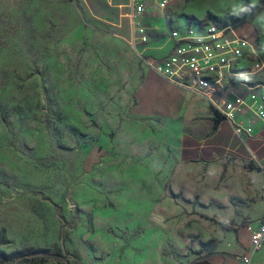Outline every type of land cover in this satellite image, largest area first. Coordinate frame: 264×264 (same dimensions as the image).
<instances>
[{
	"label": "rangeland",
	"instance_id": "374dc122",
	"mask_svg": "<svg viewBox=\"0 0 264 264\" xmlns=\"http://www.w3.org/2000/svg\"><path fill=\"white\" fill-rule=\"evenodd\" d=\"M244 3L257 5L175 0L164 15L250 28L264 61V4ZM143 74L78 0H0V264L234 256L237 231L256 221L259 177L233 159H172L151 173Z\"/></svg>",
	"mask_w": 264,
	"mask_h": 264
},
{
	"label": "crops",
	"instance_id": "0c3cea01",
	"mask_svg": "<svg viewBox=\"0 0 264 264\" xmlns=\"http://www.w3.org/2000/svg\"><path fill=\"white\" fill-rule=\"evenodd\" d=\"M258 1L255 0L256 3ZM78 3L89 23L108 27L129 43V0H78ZM168 8L164 12L150 8L146 14L147 26L157 24L159 29L149 31V44L146 47L139 46V50L156 59H162L170 52L173 45L170 32L181 31L188 26L184 20L188 19L186 15L183 19L165 17L164 13ZM197 21L202 20H196L194 23ZM236 31L239 36L250 42L249 39L252 38L250 28H238ZM143 67L141 95L146 103L143 114L152 119L145 124V127L150 128V133L144 134V148L150 147L152 156L156 158L151 160V173L155 172V168L161 167L163 162L172 159L182 163H208L223 159L247 163L259 177L261 195L256 206V223L264 214V192L260 188V167L264 166V123L255 120L251 134L242 132L237 136L232 124L223 120L206 100L170 84L144 64ZM263 78L262 75L239 78L232 82L231 89L222 92L218 97L231 99L234 94L246 95L248 91L244 84H252V80L261 81ZM247 117L248 113L243 117L238 116L237 121L240 122L242 118ZM141 140L139 135L135 141L141 142ZM157 158L160 160L158 161ZM152 189L151 186L150 190ZM235 237L237 243L234 256H215L214 264H242L238 257L246 252L250 243V234L247 228L242 226ZM252 260L256 264H264V247L253 256Z\"/></svg>",
	"mask_w": 264,
	"mask_h": 264
},
{
	"label": "built area",
	"instance_id": "2783aa9c",
	"mask_svg": "<svg viewBox=\"0 0 264 264\" xmlns=\"http://www.w3.org/2000/svg\"><path fill=\"white\" fill-rule=\"evenodd\" d=\"M175 0H129V46L139 60L170 84L196 94L206 100L215 112L233 126L238 136L252 133L253 121L264 123V78L244 84L246 95L234 94L231 99L218 96L232 88L239 78L263 74L264 61L252 44L239 36L235 28L210 21H198L183 30L169 34L172 48L167 56L156 59L140 52L139 46L149 44V31H157V24L147 26L150 8L164 12ZM246 62V66L242 64ZM244 81V80H243ZM247 118L237 121L238 116ZM260 188L264 192V166L260 167ZM250 243L238 259L242 264H256L253 256L264 247V214L247 227Z\"/></svg>",
	"mask_w": 264,
	"mask_h": 264
},
{
	"label": "trees",
	"instance_id": "16d2710c",
	"mask_svg": "<svg viewBox=\"0 0 264 264\" xmlns=\"http://www.w3.org/2000/svg\"><path fill=\"white\" fill-rule=\"evenodd\" d=\"M263 4H264V0H259L256 6H252V5L248 4V3H244V4H243V7H244L245 9L249 10L250 13H252V11H253V10L255 11L256 8H257L258 10H260V9L262 8ZM241 14H243V12H241Z\"/></svg>",
	"mask_w": 264,
	"mask_h": 264
}]
</instances>
